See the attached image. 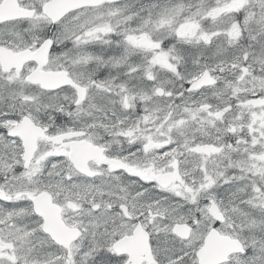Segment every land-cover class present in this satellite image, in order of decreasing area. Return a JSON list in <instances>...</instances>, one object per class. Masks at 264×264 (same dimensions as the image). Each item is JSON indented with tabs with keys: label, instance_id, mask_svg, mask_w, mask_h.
<instances>
[{
	"label": "snow or ice",
	"instance_id": "1",
	"mask_svg": "<svg viewBox=\"0 0 264 264\" xmlns=\"http://www.w3.org/2000/svg\"><path fill=\"white\" fill-rule=\"evenodd\" d=\"M0 264H264V0H0Z\"/></svg>",
	"mask_w": 264,
	"mask_h": 264
}]
</instances>
